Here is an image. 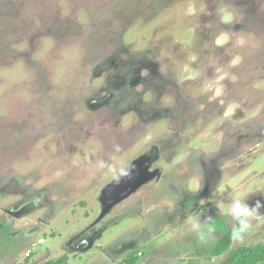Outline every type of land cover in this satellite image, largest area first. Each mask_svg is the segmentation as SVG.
<instances>
[{
	"label": "rangeland",
	"instance_id": "rangeland-1",
	"mask_svg": "<svg viewBox=\"0 0 264 264\" xmlns=\"http://www.w3.org/2000/svg\"><path fill=\"white\" fill-rule=\"evenodd\" d=\"M238 193L264 204V0H0V264L219 263L264 207L217 257L190 222Z\"/></svg>",
	"mask_w": 264,
	"mask_h": 264
},
{
	"label": "clouds",
	"instance_id": "clouds-1",
	"mask_svg": "<svg viewBox=\"0 0 264 264\" xmlns=\"http://www.w3.org/2000/svg\"><path fill=\"white\" fill-rule=\"evenodd\" d=\"M220 41H218L219 43ZM103 167V163L100 165ZM121 175H128L127 171ZM116 182H119L120 176H117ZM190 190L196 192L199 190L198 182H193L190 185ZM246 193H238L231 199L230 206L225 210L226 215L231 219V238L234 241H243L244 235L252 228L253 221H259L262 218L260 209L264 204L260 200H256L254 204L250 205L247 202ZM191 230L194 232L201 242H206L213 238L214 228L211 223H203L199 219L191 220Z\"/></svg>",
	"mask_w": 264,
	"mask_h": 264
},
{
	"label": "water",
	"instance_id": "water-1",
	"mask_svg": "<svg viewBox=\"0 0 264 264\" xmlns=\"http://www.w3.org/2000/svg\"><path fill=\"white\" fill-rule=\"evenodd\" d=\"M156 152L157 150L153 149L150 155H144L134 160L131 166L125 170L128 175L120 174L118 175L120 176L119 182L114 179L106 185L100 196L102 209L96 221L104 217L113 206L134 192L139 186L154 178L158 171L149 170V167L155 160Z\"/></svg>",
	"mask_w": 264,
	"mask_h": 264
},
{
	"label": "trees",
	"instance_id": "trees-1",
	"mask_svg": "<svg viewBox=\"0 0 264 264\" xmlns=\"http://www.w3.org/2000/svg\"><path fill=\"white\" fill-rule=\"evenodd\" d=\"M214 230L221 232L219 238L210 249V255L220 256L227 251L231 243V228L227 227L225 220L219 217H212L210 220ZM66 261V256L57 259H50L40 264H63ZM24 264V263H19ZM166 264H185L182 260L174 261ZM204 264H264V245L257 244L256 246L243 245L238 247L231 255L219 263H204Z\"/></svg>",
	"mask_w": 264,
	"mask_h": 264
}]
</instances>
